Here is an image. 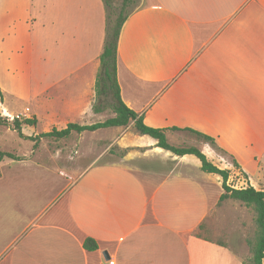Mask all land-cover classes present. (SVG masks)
I'll return each instance as SVG.
<instances>
[{
	"label": "crops",
	"instance_id": "1",
	"mask_svg": "<svg viewBox=\"0 0 264 264\" xmlns=\"http://www.w3.org/2000/svg\"><path fill=\"white\" fill-rule=\"evenodd\" d=\"M105 26L102 0H0V68L13 80L36 77L32 93H16L35 101L33 116L48 112L56 129L83 119ZM116 62L120 97L145 125L214 138L233 174L264 187V0H139L120 29ZM130 128L113 139L131 148L124 160L164 153L174 168L103 162L104 147L74 175L0 185L16 194L10 217L0 199V264H242L226 243L195 235L218 203L221 178L151 137L134 145ZM100 141L81 133L77 152L51 154L71 160ZM203 144L204 154L214 150ZM8 164L0 162L1 181ZM86 238L96 249L84 248Z\"/></svg>",
	"mask_w": 264,
	"mask_h": 264
},
{
	"label": "rangeland",
	"instance_id": "2",
	"mask_svg": "<svg viewBox=\"0 0 264 264\" xmlns=\"http://www.w3.org/2000/svg\"><path fill=\"white\" fill-rule=\"evenodd\" d=\"M138 2L139 0H133V2L126 7V11L136 7ZM120 5L121 0H114L112 11L117 14ZM94 83L90 85L88 91V99L86 102L88 106L87 112L82 115V120H76L74 121L75 123L89 125L103 121L113 115L109 106V95L104 94L100 98L96 97ZM37 84H39V82L33 75L26 80V82H24V80L19 81V79L13 80L4 74L0 68V116L8 119L6 124H0V150L3 152H9L13 156V158H0V162H10V164H8L10 172L5 173L3 181H1L0 178V185L17 186L18 184L22 185L23 182H25V187H28L32 182L34 183V179L38 178V176L41 177V180H44L49 174L52 175L53 171L59 172L60 170L73 173L74 175L75 172H78L88 165L91 159L95 156V153L104 147H106V150L105 155L102 158L103 162H112L116 160L131 165L134 164L139 167H150L152 169L160 168L167 170L174 168L173 163L167 161L164 157V153L159 155L150 153L149 156L143 160H124V156L129 149L131 150V148H120L117 144H114L113 139L115 136L116 139H119V137H121L119 133L125 130V127H116V129L103 128L95 130L94 133L87 131L82 132V135H85L89 141H92L93 139L96 140V138L102 140L95 150L76 153V155L73 156L74 159L71 158V160L64 159L66 154H60L56 157L53 156L54 154L51 153H53L56 148H61L64 152L68 151V149L73 153L77 152L81 148V144H78L76 141L78 140V137L81 136V133L73 132L67 137L73 139L77 143V145L74 146L66 145L64 141L67 138L54 140L52 137L41 136V134L52 130L54 117H50L48 112L40 114L39 117L33 116L31 113H34L35 111V101L16 94L20 93L26 95L29 92L32 93L36 89ZM20 86H22V88L25 87V90L21 89ZM97 105L101 107L100 111L94 110ZM25 109L27 111H25ZM28 109H30V111H28ZM23 110L25 113L27 112V115H19L20 113L18 112ZM17 115H19L18 118L16 117ZM32 117L35 118V123L33 125H23L21 128L22 135H19L18 132L12 128L11 120L13 118L22 120L24 118ZM59 127V129H61L62 125L60 124ZM125 138L132 141L134 145L139 146H146L150 142H153L150 137L140 135L132 128L128 129ZM167 141L178 146L193 145L200 150L203 145H205L195 135L181 131H169L167 134ZM119 143L120 142H118V144ZM208 149L209 148L206 147L204 151L207 159L221 169H228V157L216 148H214L213 151ZM138 151L142 152L143 149L140 148ZM7 167L5 169H7ZM229 170L230 174L227 183L231 187L242 188L250 185L249 181L246 182L240 175L233 174V169ZM65 175L68 176L67 174ZM257 188L264 190V187L262 186ZM14 195L16 194H11L10 192L3 194L0 192V199L6 202L9 208L8 215L9 212L10 214H13L16 206ZM42 199L43 198H41V202ZM4 214L6 213L4 212ZM204 220L205 228L201 231L203 236L226 243L234 250H232L234 253L236 252V255L241 258L242 262L247 261L250 258L251 253L247 238H251L256 229L255 213L251 207H247L237 201L225 200L220 205H216L212 208Z\"/></svg>",
	"mask_w": 264,
	"mask_h": 264
},
{
	"label": "trees",
	"instance_id": "3",
	"mask_svg": "<svg viewBox=\"0 0 264 264\" xmlns=\"http://www.w3.org/2000/svg\"><path fill=\"white\" fill-rule=\"evenodd\" d=\"M106 9V26L105 37L101 53L98 56L99 66L95 76V95L100 98L102 95H109V106L113 115L103 121L95 122L89 125H80L75 122H69L62 129L52 128L51 131L41 134V136L52 137L54 140L64 139L69 137L73 132H92L97 129L110 128V127H130L140 135H146L155 140V146L163 150L169 151L176 156L193 155L200 161V169L205 173L216 174L221 178L222 194L219 197L217 205H220L225 200H233L251 207L255 213V233L251 238H247V243L250 248L251 256L247 261L242 264H263L264 258V190L256 189L251 185L242 188H233L228 183L230 174L229 169H221L215 164L211 163L205 154L196 146H178L173 145L167 141V131H185L195 135L203 143L216 148L214 138L200 133L193 129H179V128H154L144 124L142 115L129 109L120 97V88L117 81L116 69V50L119 38L120 29L122 24L127 19L128 15L132 12L131 9L126 11L133 0H121L118 13L112 11L114 0H102ZM1 97V90H0ZM95 111H100L101 107L97 105ZM7 118L0 116V124H6ZM35 118H24L19 120L13 118L11 120L12 128L22 135L21 128L23 125H33ZM9 157L13 158L9 152L0 150V158ZM236 165L235 160L232 161ZM206 219V218H205ZM205 220L199 224L195 235L199 238L210 240V237L203 236L201 231L205 228ZM84 248L88 250L96 249L97 245L91 238H86L84 241Z\"/></svg>",
	"mask_w": 264,
	"mask_h": 264
},
{
	"label": "built area",
	"instance_id": "4",
	"mask_svg": "<svg viewBox=\"0 0 264 264\" xmlns=\"http://www.w3.org/2000/svg\"><path fill=\"white\" fill-rule=\"evenodd\" d=\"M19 115H24V114H21V113H20ZM19 115H17L16 117L18 118V117H19ZM109 264H113V262H112V261H110V262H109Z\"/></svg>",
	"mask_w": 264,
	"mask_h": 264
}]
</instances>
